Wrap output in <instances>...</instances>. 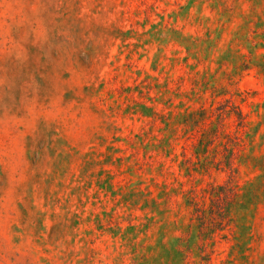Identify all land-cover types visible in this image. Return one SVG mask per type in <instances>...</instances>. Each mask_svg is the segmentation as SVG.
I'll list each match as a JSON object with an SVG mask.
<instances>
[{"label": "rangeland", "instance_id": "obj_1", "mask_svg": "<svg viewBox=\"0 0 264 264\" xmlns=\"http://www.w3.org/2000/svg\"><path fill=\"white\" fill-rule=\"evenodd\" d=\"M0 264H264V0H0Z\"/></svg>", "mask_w": 264, "mask_h": 264}, {"label": "trees", "instance_id": "obj_2", "mask_svg": "<svg viewBox=\"0 0 264 264\" xmlns=\"http://www.w3.org/2000/svg\"><path fill=\"white\" fill-rule=\"evenodd\" d=\"M234 109H236L237 112H235ZM229 111H231V112H233V113L236 114L237 121H238V125L239 126H243L245 117L242 115V113L240 112L239 108L236 107V106H234V105H231V108H230ZM231 159H229V161H228L229 163H228V166L227 167H228V169H229L230 172H233L234 173L235 172V168H233V164H232V160ZM219 198H220V195H217L216 196V200L219 199ZM196 211H198V210H196Z\"/></svg>", "mask_w": 264, "mask_h": 264}]
</instances>
